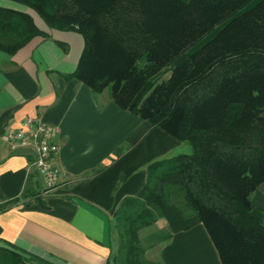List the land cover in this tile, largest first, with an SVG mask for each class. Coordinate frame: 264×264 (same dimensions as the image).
Returning <instances> with one entry per match:
<instances>
[{"label":"trees","instance_id":"16d2710c","mask_svg":"<svg viewBox=\"0 0 264 264\" xmlns=\"http://www.w3.org/2000/svg\"><path fill=\"white\" fill-rule=\"evenodd\" d=\"M11 1L81 34L67 77L108 90L187 147L148 164L140 191L121 201L108 264H162L145 258L139 237L159 218L171 232L202 224L221 264H264L263 211L251 199L264 182V0ZM37 36L46 34L31 15L0 6L1 51ZM34 260L0 241V264Z\"/></svg>","mask_w":264,"mask_h":264},{"label":"crops","instance_id":"0c3cea01","mask_svg":"<svg viewBox=\"0 0 264 264\" xmlns=\"http://www.w3.org/2000/svg\"><path fill=\"white\" fill-rule=\"evenodd\" d=\"M0 6L31 15L46 36L13 54L0 50V241L12 243L32 264H108L115 249L113 215L121 201L146 182L151 162L186 151L160 127L119 107L107 90L95 94L71 74L84 41L76 30L49 28L27 6ZM31 116L54 128L58 182L46 190L31 166V145H13L7 131ZM263 211L264 182L252 194ZM155 243L145 256L162 264H221L202 224L171 232L163 218L154 223ZM164 237L158 239V235Z\"/></svg>","mask_w":264,"mask_h":264},{"label":"built area","instance_id":"2783aa9c","mask_svg":"<svg viewBox=\"0 0 264 264\" xmlns=\"http://www.w3.org/2000/svg\"><path fill=\"white\" fill-rule=\"evenodd\" d=\"M53 126L42 120L27 116L22 120V127L7 131L5 138L13 145H31L34 156L30 164L40 175L46 190L53 189L59 176L54 158L58 153V146L52 140Z\"/></svg>","mask_w":264,"mask_h":264},{"label":"rangeland","instance_id":"374dc122","mask_svg":"<svg viewBox=\"0 0 264 264\" xmlns=\"http://www.w3.org/2000/svg\"><path fill=\"white\" fill-rule=\"evenodd\" d=\"M156 231L157 228L153 224L150 227H146L139 232L140 241L144 247H147L150 242L155 243ZM145 258L149 261L151 259V257H149L148 255H146Z\"/></svg>","mask_w":264,"mask_h":264}]
</instances>
